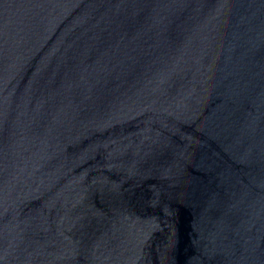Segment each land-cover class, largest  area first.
I'll use <instances>...</instances> for the list:
<instances>
[{
    "label": "water",
    "instance_id": "water-1",
    "mask_svg": "<svg viewBox=\"0 0 264 264\" xmlns=\"http://www.w3.org/2000/svg\"><path fill=\"white\" fill-rule=\"evenodd\" d=\"M0 264H264V0H0Z\"/></svg>",
    "mask_w": 264,
    "mask_h": 264
}]
</instances>
